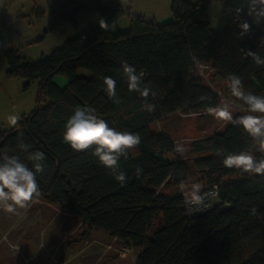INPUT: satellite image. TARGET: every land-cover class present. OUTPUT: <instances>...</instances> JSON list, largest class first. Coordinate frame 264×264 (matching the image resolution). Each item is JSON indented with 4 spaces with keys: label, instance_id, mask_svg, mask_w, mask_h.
I'll list each match as a JSON object with an SVG mask.
<instances>
[{
    "label": "trees",
    "instance_id": "obj_1",
    "mask_svg": "<svg viewBox=\"0 0 264 264\" xmlns=\"http://www.w3.org/2000/svg\"><path fill=\"white\" fill-rule=\"evenodd\" d=\"M207 5V0H171L168 22L130 16L128 29L114 32L112 26L125 14L114 0H46L48 30L86 12L98 14L109 28L91 26L36 61H27L13 48L4 51L9 75L25 79V88L34 80L38 84L33 110L17 126L0 129V157L15 155L33 168L28 154L44 153V171L37 175L40 197L80 219L83 231L76 240H85L93 229L103 231L127 248L139 249L135 264H264V176L223 165L229 153L249 151L261 158L242 127L227 123L190 143L191 153L204 154L192 161L206 175L200 182L219 185V201L212 208L189 215L180 192L162 191L170 181H181L185 169L171 160L172 139L152 131V123L176 111L206 113L221 103L222 91L218 94L198 75L199 67L207 66L226 85L229 74H235L246 91L264 95V66L242 51L264 57V18L249 17L244 7L229 8L231 20L214 32ZM244 22L250 30L241 36ZM123 61L142 74L141 87L150 89L147 100L154 111H145L143 98L128 90ZM56 75L66 79L65 86L54 81ZM105 76L116 80L120 103L107 96ZM237 101L243 111L234 118L247 114V106ZM78 106L95 109L117 131L140 136L128 158L119 160V171L126 174L123 184L92 149L73 150L63 139L64 125ZM21 142L27 151L20 149ZM154 214L162 222L147 236Z\"/></svg>",
    "mask_w": 264,
    "mask_h": 264
},
{
    "label": "rangeland",
    "instance_id": "obj_2",
    "mask_svg": "<svg viewBox=\"0 0 264 264\" xmlns=\"http://www.w3.org/2000/svg\"><path fill=\"white\" fill-rule=\"evenodd\" d=\"M125 14L118 18L112 31H126L130 16H141L145 20L164 23L171 20V0H114ZM192 1V0H189ZM207 14L210 28L221 31L231 20L229 8L244 7L249 14L248 0H207ZM42 13V14H41ZM96 13H81L72 22L62 23L53 30L47 29L46 0H0V129L7 131L10 116H27L34 108L37 94V80L24 87L26 80L7 73L4 51L17 50L27 61H36L52 49L77 34L98 24ZM206 83L222 91L221 103H227L233 115L243 111L236 98L231 96L226 83L208 67L198 68ZM86 74L87 71L80 70ZM54 81L65 86L66 79L56 75ZM220 103V104H221ZM228 122L220 121L207 113L195 118L176 111L155 121L152 131L167 134L175 145L170 155L172 161L182 163L185 173L181 181H170L163 188L167 195H177L181 185L204 182L206 175L196 170L192 161L204 154L190 152V143L197 138L221 131ZM182 148L183 151H178ZM228 178V177H227ZM224 178V181L228 180ZM18 214L0 209V264H115L109 255L119 247L120 241L107 233L93 229L85 240H76L82 233L80 219L62 209L48 198L38 197L27 209H17ZM161 217L154 214L146 229L150 236L161 225ZM66 243L65 245H62ZM111 243V244H110ZM122 245V244H121ZM109 249V250H107ZM121 249V248H120ZM119 249V252H120ZM123 264H135L139 249L122 248ZM112 255V254H111Z\"/></svg>",
    "mask_w": 264,
    "mask_h": 264
},
{
    "label": "clouds",
    "instance_id": "obj_3",
    "mask_svg": "<svg viewBox=\"0 0 264 264\" xmlns=\"http://www.w3.org/2000/svg\"><path fill=\"white\" fill-rule=\"evenodd\" d=\"M249 14H255L257 21L264 18V0H248ZM239 12L240 10L237 9ZM99 27L108 30L109 23L100 18ZM240 35L243 36L250 30V25L244 22L240 25ZM245 58H251L258 66H264V57L256 51H244ZM122 75L127 82L130 92H136L143 98L142 107L145 111H154V105L149 103L147 98L150 94L148 87H141L142 74L126 61L121 62ZM104 90L107 96L114 103H120L116 91V80L105 76L102 78ZM231 96L247 106V114L234 118L227 103H221L215 107H208L205 111L208 115L217 120L225 121L242 127L243 131L251 137L256 152L261 154L257 158L252 152L240 151L229 153L224 156L223 165L229 169H237L244 173L264 176V95H256L246 91L241 78L235 74H229L228 85ZM155 95V93H152ZM195 118L199 113H190ZM9 124L17 126L18 116H10ZM63 139L76 151L92 149V155L99 163L109 169L114 178L123 184L126 181V174L119 171V160L121 157L128 158V152L136 148L140 142V136L129 131H117L108 125L107 121L95 114V109L84 106L77 107L74 113L67 119L64 125ZM22 136L23 133H20ZM93 146H95L93 148ZM19 147L27 151L28 146L21 142ZM178 151H183L178 148ZM27 159L32 162L33 168L22 162L18 156L3 154L0 157V209L7 213L18 214L17 209H27L35 198L40 196L37 175L44 171V153L40 151L31 152ZM34 169V170H33ZM142 170L137 168V175ZM201 185L193 184L190 190H185L181 185L185 203L194 206V211H199L204 200L209 196H218V187L214 186L211 193L201 194Z\"/></svg>",
    "mask_w": 264,
    "mask_h": 264
},
{
    "label": "built area",
    "instance_id": "obj_4",
    "mask_svg": "<svg viewBox=\"0 0 264 264\" xmlns=\"http://www.w3.org/2000/svg\"><path fill=\"white\" fill-rule=\"evenodd\" d=\"M203 67H207V66H203ZM215 89V88H214ZM215 91L221 95V91L220 90H217L215 89ZM169 178V176L166 178V180ZM193 184H199L201 185V194L205 193V192H208V193H211L213 190H214V186H217L218 189H219V185L218 184H211V185H206V184H203L201 182H197V183H193ZM193 184H190V185H185V190H190L191 189V186ZM180 195L182 197V203H183V206H184V209L185 211L187 212V214L189 215H194V214H198V213H201L205 210H208L210 208H212L216 203H218L219 201V198L218 196H213V195H209L205 200H204V203L203 205L201 206L200 210L199 211H194V206L192 205H188L185 203V198H184V194L183 192L180 190ZM219 195V193H218ZM122 251V248L120 249V252L119 254L122 255L123 253L121 252Z\"/></svg>",
    "mask_w": 264,
    "mask_h": 264
},
{
    "label": "crops",
    "instance_id": "obj_5",
    "mask_svg": "<svg viewBox=\"0 0 264 264\" xmlns=\"http://www.w3.org/2000/svg\"><path fill=\"white\" fill-rule=\"evenodd\" d=\"M77 18V17H76ZM75 18V19H76ZM200 68V67H199ZM63 87V86H62ZM111 244V243H110ZM122 243H120V245H119V247L118 248H116L115 247V249L116 250H113V252L109 255V258L111 259V260H113L114 261V263L115 264H123V258L124 257H122L120 254H119V249L120 248H123V247H125L126 249H127V247L126 246H124L123 244L121 245ZM107 250H109V249H107ZM123 255V254H122Z\"/></svg>",
    "mask_w": 264,
    "mask_h": 264
}]
</instances>
